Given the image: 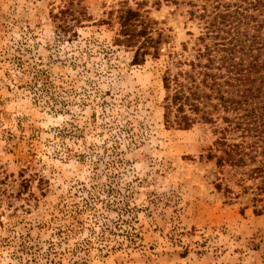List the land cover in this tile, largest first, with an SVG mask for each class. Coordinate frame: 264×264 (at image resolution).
<instances>
[{
  "label": "rangeland",
  "instance_id": "rangeland-1",
  "mask_svg": "<svg viewBox=\"0 0 264 264\" xmlns=\"http://www.w3.org/2000/svg\"><path fill=\"white\" fill-rule=\"evenodd\" d=\"M138 3L165 43L132 64L115 15ZM214 3L0 0V264H264V176L244 174L260 156L217 166L214 125L163 115L166 67L221 42L197 16Z\"/></svg>",
  "mask_w": 264,
  "mask_h": 264
},
{
  "label": "trees",
  "instance_id": "trees-1",
  "mask_svg": "<svg viewBox=\"0 0 264 264\" xmlns=\"http://www.w3.org/2000/svg\"><path fill=\"white\" fill-rule=\"evenodd\" d=\"M137 5L124 4L115 15L119 29L114 43L132 50V64L143 63L148 54L158 58L165 43L164 31L155 27L156 20L141 11L142 3ZM213 8L216 11L211 18L206 13V4L202 5L197 16L205 18L204 35L214 34L213 37L221 42L198 48L193 59L176 60L173 62L174 72L166 67L162 76L166 92L164 120L168 126L181 129L190 128L197 121L214 125L213 131L219 135L214 139L213 147H209L206 158L215 159L217 166L243 167L260 156L259 164L244 174L264 176V19H258L260 15L264 18V0H240L232 4L216 0ZM66 12L67 8L61 9L59 15H55L61 20L58 26L64 33L75 37L74 24L65 20ZM195 13L191 12L194 16ZM251 21L249 29L247 25ZM75 22L81 21L76 18ZM184 65L189 68L184 69ZM220 112L223 114L219 117ZM218 118L224 126H216ZM235 132H238V140L235 137L231 141L229 136ZM261 182L258 188L264 193V180ZM220 186L216 184L217 188ZM73 230V226L67 225L63 230L60 227L59 239L66 238ZM77 247L73 248L74 251ZM48 250L45 255L53 256L47 257L53 263L55 256L63 252L57 247ZM73 264L80 263L74 260Z\"/></svg>",
  "mask_w": 264,
  "mask_h": 264
}]
</instances>
